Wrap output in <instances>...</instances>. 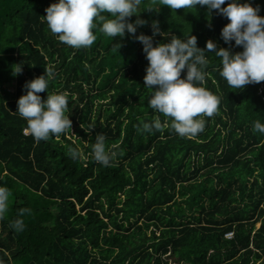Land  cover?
Returning a JSON list of instances; mask_svg holds the SVG:
<instances>
[{"label":"trees","instance_id":"obj_1","mask_svg":"<svg viewBox=\"0 0 264 264\" xmlns=\"http://www.w3.org/2000/svg\"><path fill=\"white\" fill-rule=\"evenodd\" d=\"M58 2L0 0V187L10 193L0 219V264H264V133L253 131L254 121L264 124V81L230 88L220 58L206 49L211 40L217 50L243 51L221 36L229 20L200 5L143 10L159 0H142V11L128 18L145 21L134 35L126 31L121 41L97 26L94 44L74 49L42 18ZM236 2L264 17V0ZM139 35L152 37L153 46L194 35L205 51L203 86L219 97V114L197 117L205 127L196 138L170 127L143 131L157 116L171 119L148 105ZM49 67L54 77L38 95L68 94L73 131L37 144L24 133L17 101ZM98 133L117 153L108 166L93 158ZM21 209L30 211L20 216ZM17 219L23 231L10 227Z\"/></svg>","mask_w":264,"mask_h":264},{"label":"clouds","instance_id":"obj_2","mask_svg":"<svg viewBox=\"0 0 264 264\" xmlns=\"http://www.w3.org/2000/svg\"><path fill=\"white\" fill-rule=\"evenodd\" d=\"M142 0H59L49 5L43 20L48 29L57 39L74 49L91 47L97 37L93 28L99 26L102 33L108 37L125 36L136 33V27L145 21L137 19L129 23L128 18L138 15ZM157 5V0H151ZM225 0H159L154 9L158 11L164 5L175 11L177 9H196L197 5L207 6L209 12L217 10L225 16L229 23L221 30L223 40L242 46L243 51L231 54L228 49L217 50L216 44L206 42L208 52H215L220 58L222 68L219 74L232 89H243L246 85L264 81V17L258 15V8L249 3H238L231 0L222 7ZM109 14L108 16L104 15ZM153 35L159 33L158 21L152 22ZM143 44L148 66L144 76L145 87L151 90L148 105L156 112L171 119V123H162L157 116L151 123H143V131H163L169 128L180 137L194 139L204 130L205 120L197 117H214L219 114V97L207 90V73L203 70L209 61L205 51L197 47V37L190 35L182 40L172 36L169 43H158L153 46L152 37L139 35L136 37ZM121 47V42L120 46ZM187 70L186 77L181 79V72ZM14 74L21 72L20 65L13 70ZM54 77L51 67L45 69V74L27 82L26 94L19 97L17 111L27 127L25 135H31L38 144L52 137L59 138L62 134H71L72 121L66 115L68 109V94H47L42 100L38 93L47 92L49 81ZM199 85V86H197ZM156 86V90H153ZM253 131L264 133V124L253 122ZM105 136L96 135L92 145L93 158L97 163L108 166L117 155L106 150ZM73 159L77 158V150L69 148ZM122 154V153H121ZM9 190L0 187V219L8 210ZM28 209H21L23 216ZM16 231H23L24 222L17 219L10 224Z\"/></svg>","mask_w":264,"mask_h":264},{"label":"rangeland","instance_id":"obj_3","mask_svg":"<svg viewBox=\"0 0 264 264\" xmlns=\"http://www.w3.org/2000/svg\"><path fill=\"white\" fill-rule=\"evenodd\" d=\"M71 128H72V127H71ZM72 131H73V130L71 129V132H72ZM72 134H73V133H72ZM73 135H74V134H73ZM255 225H256V227L259 226V225H260V222H257ZM227 235L230 236V235H231V232L228 233Z\"/></svg>","mask_w":264,"mask_h":264},{"label":"built area","instance_id":"obj_4","mask_svg":"<svg viewBox=\"0 0 264 264\" xmlns=\"http://www.w3.org/2000/svg\"><path fill=\"white\" fill-rule=\"evenodd\" d=\"M228 233H230V232H226L224 236H225V237H230L231 235L228 236V235H227ZM231 234H232V233H231Z\"/></svg>","mask_w":264,"mask_h":264}]
</instances>
